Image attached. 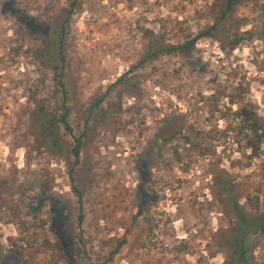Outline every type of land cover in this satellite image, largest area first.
Returning a JSON list of instances; mask_svg holds the SVG:
<instances>
[{"label":"rangeland","instance_id":"rangeland-1","mask_svg":"<svg viewBox=\"0 0 264 264\" xmlns=\"http://www.w3.org/2000/svg\"><path fill=\"white\" fill-rule=\"evenodd\" d=\"M73 1L0 0V264H239L231 192L264 218V1L235 8L236 50L206 37L221 0H79L67 20ZM246 246L264 264V233Z\"/></svg>","mask_w":264,"mask_h":264},{"label":"trees","instance_id":"trees-1","mask_svg":"<svg viewBox=\"0 0 264 264\" xmlns=\"http://www.w3.org/2000/svg\"><path fill=\"white\" fill-rule=\"evenodd\" d=\"M79 0H74L71 3V8L67 13V20L71 18V16L74 15V12L77 8ZM253 1H264V0H221L220 4V9L219 13L217 14L213 25L208 29L206 33V37L215 39L219 41L222 45L223 50L226 48V44H229L233 48V50H236L238 46L241 45L242 42L246 41V37L251 36L249 32H246L244 35H239L236 34L235 36L231 37V31L228 28V24L230 20L234 16V10L235 8L242 4V3H248V2H253ZM24 23L26 26L29 28L37 31V27L35 26L37 23L33 21L32 19H23ZM247 35V36H246ZM165 36H161V41H164ZM230 38H233L232 41H230ZM196 39H191L186 41V43H182L179 46H170V47H162L161 42L158 40L153 41V47L155 49H152L148 55L139 63L141 66L145 65L146 63L155 60L162 54H172V53H177V54H184L185 51H187L190 47L194 48L196 43ZM63 77H64V72L63 69L57 74L56 81L57 84L61 87H63ZM248 111H241V113H247ZM69 114L70 111L62 106V113L58 116H54L51 120V125L57 126L60 125L62 126L65 130L71 131L70 125H69ZM251 122V119L245 115V122ZM250 125V132L255 135L256 143H251V150L254 156H257L259 154L260 150V143L261 140L264 138V122L263 121H255L251 123ZM51 145L53 146L52 141ZM253 144H256L258 146H255ZM80 149H81V141L78 140V145L76 148L73 150V156L79 161L80 157ZM141 173V185L138 188V199L140 201L139 205V216L143 215V212L145 210V204L146 203V198H147V190H148V183L150 182L149 180V171L145 170V172H140ZM76 194L79 198V200L82 199L83 197V192L81 191H76ZM233 192H231V197H232V204H231V213L234 217V219L237 221V224L239 226L240 231L243 233V238L240 243L239 247V252L236 253V258H238L239 264H250L249 260V252L251 249H248L246 246V239L250 238V235L252 233L257 232L260 230L261 233H264V218L262 217H255L253 218L251 215H249L245 210L242 208L240 203L235 199V197L232 195ZM2 196L0 195V198ZM84 218L81 216L80 221H82Z\"/></svg>","mask_w":264,"mask_h":264}]
</instances>
